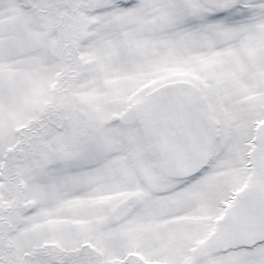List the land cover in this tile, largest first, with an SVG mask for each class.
<instances>
[{
    "label": "snow or ice",
    "instance_id": "6c2138e0",
    "mask_svg": "<svg viewBox=\"0 0 264 264\" xmlns=\"http://www.w3.org/2000/svg\"><path fill=\"white\" fill-rule=\"evenodd\" d=\"M0 264H264V0H0Z\"/></svg>",
    "mask_w": 264,
    "mask_h": 264
}]
</instances>
